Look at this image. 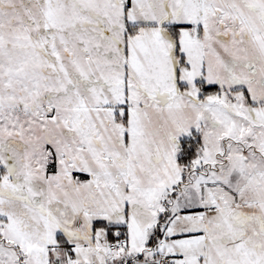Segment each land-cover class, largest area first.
<instances>
[{
    "label": "snow or ice",
    "instance_id": "6c2138e0",
    "mask_svg": "<svg viewBox=\"0 0 264 264\" xmlns=\"http://www.w3.org/2000/svg\"><path fill=\"white\" fill-rule=\"evenodd\" d=\"M0 264H264V0H0Z\"/></svg>",
    "mask_w": 264,
    "mask_h": 264
}]
</instances>
